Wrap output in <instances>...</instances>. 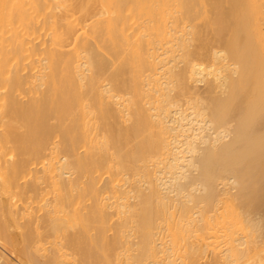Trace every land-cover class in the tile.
<instances>
[{
	"label": "bare ground",
	"instance_id": "6f19581e",
	"mask_svg": "<svg viewBox=\"0 0 264 264\" xmlns=\"http://www.w3.org/2000/svg\"><path fill=\"white\" fill-rule=\"evenodd\" d=\"M0 264H264V0H0Z\"/></svg>",
	"mask_w": 264,
	"mask_h": 264
}]
</instances>
